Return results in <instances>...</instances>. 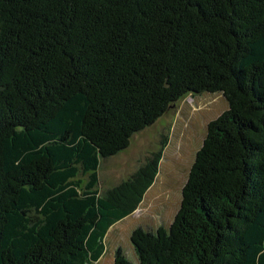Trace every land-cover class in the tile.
<instances>
[{
    "label": "trees",
    "instance_id": "obj_1",
    "mask_svg": "<svg viewBox=\"0 0 264 264\" xmlns=\"http://www.w3.org/2000/svg\"><path fill=\"white\" fill-rule=\"evenodd\" d=\"M204 92L227 107L136 264H264V0H0V264L96 262L160 151L101 193L100 160Z\"/></svg>",
    "mask_w": 264,
    "mask_h": 264
},
{
    "label": "rangeland",
    "instance_id": "obj_2",
    "mask_svg": "<svg viewBox=\"0 0 264 264\" xmlns=\"http://www.w3.org/2000/svg\"><path fill=\"white\" fill-rule=\"evenodd\" d=\"M227 107L219 92L185 95L169 106L151 125L132 134L125 149L100 160L96 188L101 193L125 180L152 153L160 151L156 173L136 208L110 226L103 252L92 264H112L113 251L120 247L131 264L129 236L133 228L154 230L166 227L175 213L180 189L195 150L205 134L206 123Z\"/></svg>",
    "mask_w": 264,
    "mask_h": 264
}]
</instances>
